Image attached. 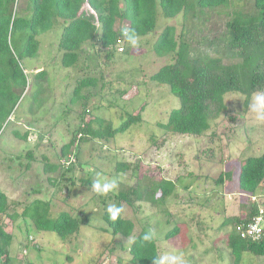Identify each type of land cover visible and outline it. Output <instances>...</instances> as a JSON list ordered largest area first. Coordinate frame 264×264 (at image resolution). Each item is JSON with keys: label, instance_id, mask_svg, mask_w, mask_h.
<instances>
[{"label": "rangeland", "instance_id": "374dc122", "mask_svg": "<svg viewBox=\"0 0 264 264\" xmlns=\"http://www.w3.org/2000/svg\"><path fill=\"white\" fill-rule=\"evenodd\" d=\"M241 6L232 0L228 7L216 8L206 16L197 14L186 21L182 17L160 16L157 28L162 27L139 38L136 47L120 42L113 59L105 63V54H101V76H95V93L84 106L80 101L70 103L74 87L86 74L61 66L56 47L61 29L54 27L37 37L40 46L36 57L23 60L25 92L11 121L0 131V189L8 197V215H17L14 219L0 215L4 230L14 235L9 264H131L130 241L142 227L158 233L160 254H182L184 264H233L227 241L233 228L222 222L231 214L247 216L254 201H259V208L264 206V186L257 197L245 198L239 196L235 177L248 157L264 153V120L249 111L252 96L245 102L244 96L232 93L224 97L225 109L203 135L167 133L158 123H165L180 101L168 87L157 85L149 77L170 61L169 56L159 57L152 51L158 31L165 25L175 26L176 37L183 36L195 55L218 57L225 64L238 61L226 54L218 42L207 48L204 38L220 36L234 8ZM127 27V22L121 26ZM42 69L45 77L35 79L34 74ZM141 106L142 124L132 125L108 141L88 139L81 143L75 170L68 172L64 180L59 170L53 172L58 185L46 182L52 175L44 174L43 158L60 163V148L70 140L73 130L92 117L104 118L118 127ZM82 115H86L85 121ZM13 132L27 134L26 140L16 138ZM27 152L33 154L34 160L25 171ZM118 163L129 165V169L117 174ZM220 175L223 183L217 182ZM69 176L75 187H71ZM85 177L92 183L98 178H115L118 188L101 195L92 187L81 186L80 179ZM162 179L176 186L159 205L145 200L132 206L120 202L122 217L134 223L133 236L113 237L104 231L107 226L102 214L110 206H118L115 197L121 189H131L133 196L136 184L147 188L151 181ZM226 193L233 196L228 200ZM32 198L47 202L51 219L56 213L74 210L81 221L78 235L63 241L55 233L37 231L30 219L20 217ZM227 201L232 203L228 207ZM175 227L180 229L179 234L166 239L165 235ZM239 264H264V256L244 253Z\"/></svg>", "mask_w": 264, "mask_h": 264}, {"label": "trees", "instance_id": "16d2710c", "mask_svg": "<svg viewBox=\"0 0 264 264\" xmlns=\"http://www.w3.org/2000/svg\"><path fill=\"white\" fill-rule=\"evenodd\" d=\"M85 1L95 12L97 19L79 14ZM237 1L242 6L234 8L221 35L204 38L207 48L218 42L226 54L238 59L236 62L225 64L218 57L193 54L183 36L176 37L175 26L165 25L158 31L152 51L159 57L169 56L170 61L150 75L149 79L159 86L168 87L170 93L180 101L178 108L171 109L166 122L158 123L165 132L201 136L209 129L210 122L225 109L226 95L238 93L247 102L254 93L264 90V0ZM18 2L20 5L16 6ZM231 3L232 0H0V131L11 121L25 92L27 75L24 73L23 60L36 57L40 46L37 39L39 35L54 27L61 29L56 45L61 55V66L66 70L74 69L86 74L74 87L70 103L80 101L84 106L95 93L98 83L95 76L99 74L102 60H105L104 63L111 61L117 45L120 42L127 44L121 36L125 29L121 28L123 23L127 22V28L135 30L138 37L143 38L156 33L162 27L157 28L160 16L165 19L182 17L186 21L197 14L206 16L205 13L228 7ZM101 54H105L102 60ZM45 75L46 72L42 69L34 74V78L43 79ZM142 111L141 106L139 111L129 114L115 128L104 118H90L81 127L73 130L70 140L61 146L60 163H50L47 158H43V170L46 173L59 170L60 178L64 180L68 172L75 170L81 143L88 139L108 141L125 133L132 125L142 124ZM85 116L82 115L83 121ZM13 135L22 140L27 138V134L20 136L18 132H13ZM24 156L29 161L25 164L27 171L34 156L31 152ZM62 160L65 163H61ZM128 169L129 165L126 164L118 163L115 166L117 174ZM70 179L71 187H75L74 179ZM80 181L81 186L92 187L91 178L85 177ZM221 181L222 175L217 179V182ZM48 182L51 186L59 184L58 179L53 177L48 178ZM263 184L264 153L258 157H248L239 167L237 175L238 190L245 198L254 196ZM135 188L133 196L130 194L131 189L119 191L115 197L118 208L120 202L132 206L143 200L159 205L172 195L175 187L172 181L162 179L158 182L151 181L147 188H143L142 183L136 184ZM145 192H148L146 197ZM156 193H159V197H155ZM46 203L39 199L31 200L20 217L30 219L37 231L55 233L63 241L77 236L81 221L77 219L76 212H59L51 219ZM258 210V205L252 204L246 217L230 216L222 223L234 228L246 218L256 215ZM8 211V197L0 189V215H8ZM11 217L14 219L17 215ZM102 218L107 226L104 231L113 237L133 236L134 223L124 219L121 212L115 221L106 210ZM148 230L142 227L133 237L135 243H131L128 250L131 264H151L153 258L160 255L156 241H142V236ZM179 231L175 227L165 238H174ZM13 240L14 235L7 233L0 224V264H9L12 261L10 246ZM227 241L233 264H239L244 253L264 256V239L251 242L239 238L232 231L227 236Z\"/></svg>", "mask_w": 264, "mask_h": 264}, {"label": "clouds", "instance_id": "9594fccd", "mask_svg": "<svg viewBox=\"0 0 264 264\" xmlns=\"http://www.w3.org/2000/svg\"><path fill=\"white\" fill-rule=\"evenodd\" d=\"M122 39L130 46L136 47L138 45L139 37L135 30L131 28H125L121 33ZM249 111L255 115L258 120H264V91L256 92L252 95L249 101ZM118 188V181L115 178H98L92 184V190L98 194H107ZM122 210L116 206H110L107 212L110 214V218L115 221ZM159 235L155 230H148L142 236L143 242L151 243L159 240ZM130 243H135V240H131ZM151 264H184L182 254H178L172 251L162 252L157 257L153 258Z\"/></svg>", "mask_w": 264, "mask_h": 264}, {"label": "built area", "instance_id": "2783aa9c", "mask_svg": "<svg viewBox=\"0 0 264 264\" xmlns=\"http://www.w3.org/2000/svg\"><path fill=\"white\" fill-rule=\"evenodd\" d=\"M83 13L89 16H93L97 19L95 12L85 1L79 11V14ZM64 160H62V163ZM65 163V162H64ZM68 164V163H67ZM234 233L243 240L251 242H259L264 239V208H259L258 213L251 218H246L243 223H238L233 228Z\"/></svg>", "mask_w": 264, "mask_h": 264}, {"label": "crops", "instance_id": "0c3cea01", "mask_svg": "<svg viewBox=\"0 0 264 264\" xmlns=\"http://www.w3.org/2000/svg\"><path fill=\"white\" fill-rule=\"evenodd\" d=\"M51 163V162H50ZM45 175H52V176H49V177H47V183L48 184H50L49 182H48V178H52L53 177V173H51V172H48V173H44ZM237 175H238V172L236 173V182H237ZM25 178V177H24ZM233 178V177H232ZM173 182V181H172ZM174 183V187L176 186V184H175V182H173ZM221 183H223V181H221ZM50 186H51V184H50ZM223 186H225V183L223 184ZM264 186V184L262 185V187ZM262 187H260V188H262ZM259 188V189H260ZM259 189H258V191H259ZM257 191V192H258ZM4 193H5V191H3ZM257 192L255 193V195H254V197L256 196L257 197ZM6 194V193H5ZM37 194V193H36ZM36 194H35V196H36ZM225 194V193H224ZM223 194V195H224ZM7 195V194H6ZM38 195V194H37ZM226 195H227V198H228V200L231 198V196H233L232 194H229V193H226ZM231 195V196H230ZM239 196H242L241 194H240V191H239ZM33 199H35V198H32L31 200H33ZM40 200V199H39ZM255 203H256V205H258V207H260V203H259V201H254ZM253 202V204H255ZM228 204H232V203H228V201H227V207H228ZM251 206H252V203H251ZM227 207H226V209H227ZM262 208H264V206H262ZM248 213V212H247ZM228 216H240V217H242V218H244V216H242V214L241 213H239V214H231V215H228ZM246 217V216H245ZM180 230V229H179ZM28 239H29V237H28ZM35 246H37L38 247V244L37 243H35Z\"/></svg>", "mask_w": 264, "mask_h": 264}]
</instances>
